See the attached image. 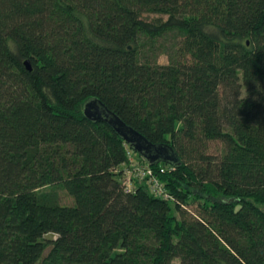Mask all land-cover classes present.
<instances>
[{
  "label": "trees",
  "instance_id": "obj_1",
  "mask_svg": "<svg viewBox=\"0 0 264 264\" xmlns=\"http://www.w3.org/2000/svg\"><path fill=\"white\" fill-rule=\"evenodd\" d=\"M0 264H264V0H0Z\"/></svg>",
  "mask_w": 264,
  "mask_h": 264
},
{
  "label": "water",
  "instance_id": "obj_2",
  "mask_svg": "<svg viewBox=\"0 0 264 264\" xmlns=\"http://www.w3.org/2000/svg\"><path fill=\"white\" fill-rule=\"evenodd\" d=\"M28 70L32 71L29 61L25 63ZM84 116L93 123H105L113 129L118 136L145 160L151 167L160 163L179 166L180 159L177 152L167 144H154L146 137L126 124L115 112L99 98H88L83 104Z\"/></svg>",
  "mask_w": 264,
  "mask_h": 264
},
{
  "label": "built area",
  "instance_id": "obj_3",
  "mask_svg": "<svg viewBox=\"0 0 264 264\" xmlns=\"http://www.w3.org/2000/svg\"><path fill=\"white\" fill-rule=\"evenodd\" d=\"M129 162L124 167L123 185L128 192L134 190L135 181L146 182L150 191L158 198L172 201L174 198L168 191L165 184L160 180L159 174L165 172V168L161 167L159 173L148 163L140 161L135 157L134 152L128 151Z\"/></svg>",
  "mask_w": 264,
  "mask_h": 264
},
{
  "label": "rangeland",
  "instance_id": "obj_4",
  "mask_svg": "<svg viewBox=\"0 0 264 264\" xmlns=\"http://www.w3.org/2000/svg\"><path fill=\"white\" fill-rule=\"evenodd\" d=\"M159 63L161 65H166L168 64V58L167 56L165 55H162L160 58H159ZM136 157V156H135ZM137 158V157H136ZM48 191L50 189H47ZM59 192V194L61 195V202L63 205H72L73 204V199L71 198V196L67 193L66 190H64L63 188L61 187H58L57 189H55ZM56 236H53V235H48L46 236V239H53L55 240Z\"/></svg>",
  "mask_w": 264,
  "mask_h": 264
},
{
  "label": "clouds",
  "instance_id": "obj_5",
  "mask_svg": "<svg viewBox=\"0 0 264 264\" xmlns=\"http://www.w3.org/2000/svg\"><path fill=\"white\" fill-rule=\"evenodd\" d=\"M132 150V149H131ZM133 151V150H132ZM134 152V151H133Z\"/></svg>",
  "mask_w": 264,
  "mask_h": 264
}]
</instances>
